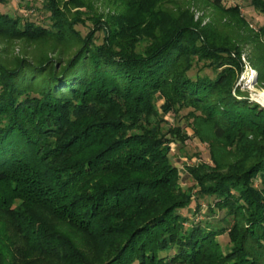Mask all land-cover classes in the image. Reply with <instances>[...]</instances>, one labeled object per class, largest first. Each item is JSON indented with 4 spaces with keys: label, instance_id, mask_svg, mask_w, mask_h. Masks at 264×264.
I'll use <instances>...</instances> for the list:
<instances>
[{
    "label": "trees",
    "instance_id": "16d2710c",
    "mask_svg": "<svg viewBox=\"0 0 264 264\" xmlns=\"http://www.w3.org/2000/svg\"><path fill=\"white\" fill-rule=\"evenodd\" d=\"M44 9L50 27L0 13V38L30 48L0 58V264H264V108L237 87L256 45L264 89V26L224 0ZM184 110L212 161L187 169V189L170 143L190 138L165 120ZM209 197L225 217L186 227L180 211Z\"/></svg>",
    "mask_w": 264,
    "mask_h": 264
},
{
    "label": "rangeland",
    "instance_id": "374dc122",
    "mask_svg": "<svg viewBox=\"0 0 264 264\" xmlns=\"http://www.w3.org/2000/svg\"><path fill=\"white\" fill-rule=\"evenodd\" d=\"M224 5L226 7H240L241 13L249 22L251 27L256 31L264 26V15L257 13L251 7V0H224ZM32 6V9L30 7ZM193 12L197 18L205 16V23H208L212 15L214 14V9L208 7L205 9H200L197 6H192ZM97 9L101 13H106L108 8L105 6V3L102 1L97 5ZM0 13H8L12 17H21L22 20H28L41 25L43 27H50L51 21L49 20V14L46 13L44 9V0H0ZM93 28L92 24L89 22L87 25H79L76 29L79 31L83 37H85L90 30ZM98 45L102 44L104 41V33L98 32L96 34ZM264 43V42H263ZM30 52V48L27 43L19 41H8L6 39L0 38V58L4 59L7 62H10L15 57H20L23 55L26 56ZM261 51L256 50V45L248 46L245 49L243 55V61L245 64V71L240 75L238 80L237 87L241 89L246 94H249L250 99H254V95L258 91H264L261 85L258 84V72L256 71L254 65L256 64L255 60H252V56L260 55ZM255 73V81L252 84H247L243 81L244 76ZM211 76L212 73L208 72ZM191 74L195 75V72ZM163 102H159V108ZM190 110H184L181 112L180 121H176L172 116H166L165 120L168 121L171 126H181L184 128L188 134V139L186 142L180 143L179 141H172L170 143V159L174 166L179 171L180 184L183 188L187 189L189 186H192L194 183L190 180V177L187 174V169L189 167L200 165L203 163L212 165L209 145L206 143H201L200 140L193 137V130L188 127L185 116L188 115ZM258 184V183H257ZM216 199L209 197L205 199L195 198L191 206L185 210L180 211V214L189 219V223H186V227L190 225V222L201 223L205 225L207 222L218 224L220 220L225 217L224 212L218 211L215 215L210 212V207L214 206ZM201 210L199 211V207ZM221 244L226 247L229 244V237L227 234H224L219 237ZM29 264H56L55 261H47L42 258L32 259Z\"/></svg>",
    "mask_w": 264,
    "mask_h": 264
},
{
    "label": "bare ground",
    "instance_id": "6f19581e",
    "mask_svg": "<svg viewBox=\"0 0 264 264\" xmlns=\"http://www.w3.org/2000/svg\"><path fill=\"white\" fill-rule=\"evenodd\" d=\"M243 81H245V83L247 84H252L255 81V73L252 72L251 74L248 75L246 73V75L243 78ZM254 100H257L264 106V91L256 92V94L254 95Z\"/></svg>",
    "mask_w": 264,
    "mask_h": 264
},
{
    "label": "water",
    "instance_id": "95a60500",
    "mask_svg": "<svg viewBox=\"0 0 264 264\" xmlns=\"http://www.w3.org/2000/svg\"><path fill=\"white\" fill-rule=\"evenodd\" d=\"M252 101L255 103H258L259 105H261L264 108V106L260 102H258L257 100L252 99Z\"/></svg>",
    "mask_w": 264,
    "mask_h": 264
}]
</instances>
